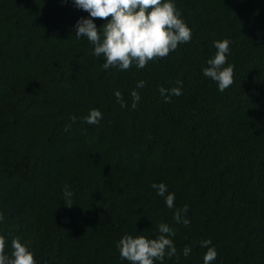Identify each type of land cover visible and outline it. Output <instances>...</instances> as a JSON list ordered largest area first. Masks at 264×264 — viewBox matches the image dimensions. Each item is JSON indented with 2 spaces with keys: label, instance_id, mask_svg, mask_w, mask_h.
<instances>
[{
  "label": "trees",
  "instance_id": "obj_1",
  "mask_svg": "<svg viewBox=\"0 0 264 264\" xmlns=\"http://www.w3.org/2000/svg\"><path fill=\"white\" fill-rule=\"evenodd\" d=\"M175 4L191 41L121 71L103 69L94 45L76 37L89 13L74 0H0V234L9 254L19 237L37 264H130L118 241L155 238L167 223L179 259L156 264H204L206 239L217 251L211 264H264V0ZM224 39L234 83L220 91L203 69ZM162 87L182 95L167 102ZM92 109L98 125L84 122ZM161 182L176 208L188 206V226L151 188Z\"/></svg>",
  "mask_w": 264,
  "mask_h": 264
},
{
  "label": "clouds",
  "instance_id": "obj_2",
  "mask_svg": "<svg viewBox=\"0 0 264 264\" xmlns=\"http://www.w3.org/2000/svg\"><path fill=\"white\" fill-rule=\"evenodd\" d=\"M76 7L89 13L88 18L81 17L75 26L77 38L86 37L94 45V55L103 57L105 62L103 69L118 68L128 71L135 65L139 69L145 68L149 62L167 57L175 51L179 45L189 43L192 39L191 28L182 18L180 10L176 7L175 0H74ZM96 19L107 21L98 27L94 22ZM231 41L228 39L214 42L216 53L207 61L208 67L203 69V75L215 81L220 91H224L234 83V66L228 64V55L231 52ZM178 84L182 83L180 81ZM146 87V82L141 80L136 89ZM167 102H171L172 96L182 95L180 87L170 90L160 89L161 95H165ZM132 104L135 109L140 101L137 90L131 92ZM117 102L121 108H127L120 91L115 92ZM84 122L98 125L102 119L99 109H92L85 116ZM75 122L76 117H72ZM71 125L65 126L68 131ZM152 189L156 190L158 196L165 199L169 209H175L173 219L185 226L190 221L185 217L188 206L182 209L175 207V194L168 192L165 183H153ZM65 203L72 207L73 192L69 185L63 189ZM5 220L3 212H0V222ZM176 230L167 223L158 225V235L149 238L144 235H125L117 243L120 257L130 264H156L163 262L165 258L179 259L177 247L173 237ZM22 242L19 237L11 241V252H7L8 240L0 234V264H37L34 253L28 244ZM211 240L200 242V246L207 248L204 255V264H211L217 258L215 247H209ZM191 248L185 246L183 256L188 257Z\"/></svg>",
  "mask_w": 264,
  "mask_h": 264
}]
</instances>
